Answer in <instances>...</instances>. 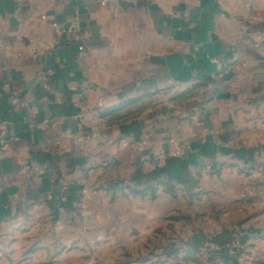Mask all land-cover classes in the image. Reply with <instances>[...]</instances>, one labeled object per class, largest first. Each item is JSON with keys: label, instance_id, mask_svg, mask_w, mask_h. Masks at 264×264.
<instances>
[{"label": "crops", "instance_id": "crops-1", "mask_svg": "<svg viewBox=\"0 0 264 264\" xmlns=\"http://www.w3.org/2000/svg\"><path fill=\"white\" fill-rule=\"evenodd\" d=\"M196 172L259 239L264 0H0V209Z\"/></svg>", "mask_w": 264, "mask_h": 264}, {"label": "rangeland", "instance_id": "rangeland-1", "mask_svg": "<svg viewBox=\"0 0 264 264\" xmlns=\"http://www.w3.org/2000/svg\"><path fill=\"white\" fill-rule=\"evenodd\" d=\"M198 174L13 201L0 209V264H264V230L248 239L224 223Z\"/></svg>", "mask_w": 264, "mask_h": 264}]
</instances>
